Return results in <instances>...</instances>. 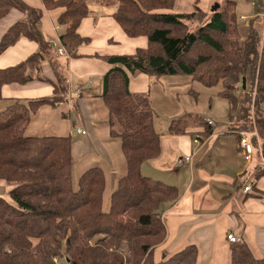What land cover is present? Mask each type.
Masks as SVG:
<instances>
[{
    "label": "trees",
    "instance_id": "trees-1",
    "mask_svg": "<svg viewBox=\"0 0 264 264\" xmlns=\"http://www.w3.org/2000/svg\"><path fill=\"white\" fill-rule=\"evenodd\" d=\"M113 1L118 6L113 18L124 34L132 40L144 38L148 46L131 55L91 56L111 66L103 78L101 98L109 113L111 138L120 139L127 162V174L119 180L105 212L106 179L100 168L85 172L74 188L71 137L25 134L34 111L67 100L68 75L55 58L58 49L41 31L44 11L23 0H0V23L15 11L23 15L0 38V55L23 38L40 47L39 53L0 70V101L5 100L4 87L28 84L34 76L53 87L50 97L10 99L0 112V182L11 186L14 202L0 198V264L198 263L195 245L165 256L160 263L153 259V251L167 238L162 207L175 203L179 190L142 174L143 164L161 155L162 135L155 127L157 113L149 93L133 94L130 75L185 77L217 89L234 123L230 131L240 141L242 133L256 129L264 159V34L260 37L263 31L256 28L255 20L244 32L235 0H226L210 13L199 6V0L191 11L177 10L178 0ZM42 2L46 11L64 9L58 21L65 28L61 47L71 59L83 58L79 51L91 38L82 37L79 28L89 15L88 3ZM190 24L199 27L191 31ZM45 60L54 79L42 75ZM192 129H203L207 137L214 132L203 117L184 114L171 119L168 134L187 135ZM252 144L255 152V139ZM257 175L264 176V170ZM230 264H264V258H257L246 242L236 243Z\"/></svg>",
    "mask_w": 264,
    "mask_h": 264
},
{
    "label": "crops",
    "instance_id": "crops-1",
    "mask_svg": "<svg viewBox=\"0 0 264 264\" xmlns=\"http://www.w3.org/2000/svg\"><path fill=\"white\" fill-rule=\"evenodd\" d=\"M23 1L44 11L41 31L45 39L59 49L65 28L58 21L64 9L46 11L42 0ZM85 1L89 15L82 22L79 34L91 38V42L80 49L83 58L71 59L58 51L55 56L65 73H69L67 100L34 111L25 134L29 137H71L75 189L85 172L100 168L106 179L103 207L109 208L112 193L127 174V162L120 139L111 138L109 113L101 98L103 78L111 66L91 56L95 53L131 55L138 48H147L148 43L144 38L132 40L124 34L113 18L118 10L113 0ZM188 1L193 7L195 0ZM212 2L215 0H199V6L207 11ZM22 17L15 11L1 22L0 38ZM39 52L38 44L23 38L0 55V70L16 66ZM51 68L49 60H45L42 75L54 79ZM165 79L130 75V91L149 93L152 101L153 96L163 94L161 87ZM171 82L177 85L178 81ZM52 93L50 83L34 76V81L28 84L4 87L3 101L44 98ZM76 128L86 135L77 134ZM161 135V155L144 163L142 174L160 177L168 185L177 187L179 199L162 207L167 238L153 251L154 261L160 263L165 256L195 245L199 250L197 264H230L233 243L228 240L229 234L235 235L238 243L246 242L257 258H264V176L258 178L257 175L264 170L261 153L254 152L252 161L246 162L239 148V138L230 128L223 134L214 131L209 137L203 134V129H192L187 135H170L167 130V134ZM195 140L200 144H195ZM185 157H191L192 161L179 166ZM248 186L251 192L245 193L244 188Z\"/></svg>",
    "mask_w": 264,
    "mask_h": 264
},
{
    "label": "rangeland",
    "instance_id": "rangeland-1",
    "mask_svg": "<svg viewBox=\"0 0 264 264\" xmlns=\"http://www.w3.org/2000/svg\"><path fill=\"white\" fill-rule=\"evenodd\" d=\"M226 0H215L212 2L208 13L212 12V8L215 5H220L223 7ZM237 2V12L241 24V29L245 32H248L250 27V22L252 19L257 21L255 23L256 28H262L263 33H260V37H263L264 34V12L263 5L264 0H235ZM191 1L188 0H178L176 9L179 11H191L192 10ZM262 20V21H261ZM263 24V26L261 25ZM190 30L195 31L199 25L190 24ZM63 71V70H62ZM65 72V71H64ZM68 75V71L66 72ZM178 81L177 85H173L171 81ZM160 82V81H159ZM166 84V85H165ZM176 86V87H175ZM251 87V86H250ZM163 94L159 96H153L151 104L157 113V118L155 122V127L157 132L160 134H167V130L170 124V117H179L184 114H192L203 117L206 121H212L215 124L214 131L218 134H223L228 132L229 128L234 127V123H231V120L228 116V104L227 101L220 98L217 94V89L205 88L198 82H193L192 79L185 77H176L166 78L161 87ZM241 96V93H240ZM11 102V101H10ZM9 102V103H10ZM5 101L0 102V112L9 105ZM264 110V104L262 106ZM235 114L234 117H236ZM252 117L254 118V108H252ZM254 122V120H253ZM233 124V125H232ZM250 135V137L256 140L257 150L255 153H261V138L257 130L244 132ZM243 134V133H242ZM241 134V135H242ZM146 174V173H145ZM147 177V175H144ZM153 180L162 182L166 185L169 183L165 182L160 177H151ZM155 178V179H154ZM77 184L74 182V188ZM174 186V185H168ZM11 186L7 185L4 182H0V198L6 199L8 202L14 204L12 199L9 196V190ZM108 207H105V212L108 211Z\"/></svg>",
    "mask_w": 264,
    "mask_h": 264
},
{
    "label": "built area",
    "instance_id": "built-area-1",
    "mask_svg": "<svg viewBox=\"0 0 264 264\" xmlns=\"http://www.w3.org/2000/svg\"><path fill=\"white\" fill-rule=\"evenodd\" d=\"M263 12H264V7H263ZM58 53L60 55H65L66 54V50L63 48V47H60L58 49ZM208 124L213 127L214 124L212 121H207ZM76 132L77 134L79 135H86V132L83 131L82 129L80 128H76ZM195 144H199V141L198 140H195ZM239 148L244 156V159L246 162L250 163L251 160H252V155H253V147H252V143H251V137L249 134L247 133H243L241 135V139L239 141ZM192 161V158L191 157H185L183 158L180 162H179V166H182L183 164H189L190 162ZM244 192L245 193H249L251 192V187L248 186V187H245L244 188ZM228 239L230 242L232 243H236L238 242L239 240L233 235V234H229L228 235Z\"/></svg>",
    "mask_w": 264,
    "mask_h": 264
},
{
    "label": "water",
    "instance_id": "water-1",
    "mask_svg": "<svg viewBox=\"0 0 264 264\" xmlns=\"http://www.w3.org/2000/svg\"><path fill=\"white\" fill-rule=\"evenodd\" d=\"M220 8V5H215L213 8H212V12L218 10ZM246 86H247V79L246 78H243V88L246 89Z\"/></svg>",
    "mask_w": 264,
    "mask_h": 264
},
{
    "label": "bare ground",
    "instance_id": "bare-ground-1",
    "mask_svg": "<svg viewBox=\"0 0 264 264\" xmlns=\"http://www.w3.org/2000/svg\"><path fill=\"white\" fill-rule=\"evenodd\" d=\"M208 123V122H207ZM213 127H215V124H214V126ZM75 132H76V130H75ZM77 133V132H76ZM199 141V140H198ZM251 143H252V138H251ZM200 144V143H199ZM252 147H253V144H252ZM253 155H254V147H253ZM253 155H252V158H253ZM252 161V160H251ZM250 193V192H249ZM235 236V235H234ZM236 237V236H235ZM237 238V237H236ZM238 239V238H237ZM229 240V239H228ZM239 240V239H238ZM239 242V241H238ZM238 242H236V243H238ZM232 243V242H231ZM233 244H235V243H233Z\"/></svg>",
    "mask_w": 264,
    "mask_h": 264
}]
</instances>
